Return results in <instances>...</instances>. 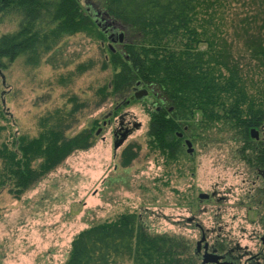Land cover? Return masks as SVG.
<instances>
[{
  "label": "rangeland",
  "instance_id": "rangeland-1",
  "mask_svg": "<svg viewBox=\"0 0 264 264\" xmlns=\"http://www.w3.org/2000/svg\"><path fill=\"white\" fill-rule=\"evenodd\" d=\"M79 2L89 14L85 0ZM94 2L93 10L100 12L103 1ZM248 11L242 2L232 1L224 15L229 41H234L235 53L244 57L247 70L253 67L251 74L257 81L264 77L243 43H238L233 26ZM22 12L13 8L0 14V38L21 29L25 21ZM46 16L43 12V20L36 23L46 42L39 64H29L26 55L13 62L4 59L8 67L2 69L6 85L0 76V124L6 128L0 143L12 142L21 134L38 135L39 118L60 109L72 110L73 97L84 105L67 135L93 128L96 139L91 147L68 155L20 198L9 187L0 191V264H64L78 233L94 223L115 220L122 213H136L153 234L193 240L199 238V231L187 223V218L197 216L206 227L219 226L222 233L256 250L260 243L251 238L253 231L264 228L261 208L247 199L249 189L254 188L255 173L239 153L241 142L218 133L221 131H215L216 138L200 139L201 129L199 136H193L187 127L184 134L193 142L194 155L187 152L182 139L181 146L185 147L179 161L167 164L159 151L148 145L151 111L161 105L153 89L146 86L149 96L129 103L131 91L121 97L103 98L98 89L113 75L111 67H104L111 51L108 36L94 37L82 31L46 40L45 33L56 24ZM123 45L115 44L114 52H121ZM80 66L86 67L84 71H78ZM123 118L130 128L135 121L141 126L115 154L114 132ZM255 140L250 135V141ZM130 149L135 156L123 165V155ZM256 179L258 184L263 180ZM213 190L226 199L221 203L200 202V192Z\"/></svg>",
  "mask_w": 264,
  "mask_h": 264
},
{
  "label": "trees",
  "instance_id": "trees-1",
  "mask_svg": "<svg viewBox=\"0 0 264 264\" xmlns=\"http://www.w3.org/2000/svg\"><path fill=\"white\" fill-rule=\"evenodd\" d=\"M102 1L129 40L121 52L111 50L105 59L104 67H111L113 75L98 94L105 99L121 97L137 81L153 89L162 108L151 111L150 148L172 164L183 152L178 131L186 132L188 127L199 136L201 129L200 139L216 138L215 131H221L241 142L239 153L251 168H264V144L250 141V130L264 124V78L255 81L253 67L247 70L244 57L235 53L224 15L232 1L249 7L233 26L238 43H243L264 77V0ZM13 8L23 10L25 21L18 32L0 38L2 69L8 67L4 59L13 62L21 55L27 56L29 64H39L46 42L36 23L43 20V12L56 23L45 33L46 40L82 31L104 36L79 0H0V14ZM85 68L80 66L78 71ZM70 101L72 110L39 118L38 135L21 134L12 142L0 143V191L9 187L20 198L68 155L95 143L93 128L67 135L84 105L76 97ZM5 128L0 124V136ZM134 156L131 149L125 152L123 165ZM71 245L64 264H199L188 240L151 233L136 213L94 223L78 233Z\"/></svg>",
  "mask_w": 264,
  "mask_h": 264
},
{
  "label": "flooded vegetation",
  "instance_id": "flooded-vegetation-1",
  "mask_svg": "<svg viewBox=\"0 0 264 264\" xmlns=\"http://www.w3.org/2000/svg\"><path fill=\"white\" fill-rule=\"evenodd\" d=\"M94 1L96 0H85V3L87 6L90 5V7L92 6L94 8L96 7ZM99 1L102 2V0ZM100 6L102 7V5ZM134 91L135 90L133 87L130 94L134 93ZM129 126L130 123L125 121V119L123 118L119 128H125ZM259 128L262 129L261 132H263L262 135L264 136V127L261 126ZM261 132L259 133V137L255 140V142L264 144V139L261 138ZM182 134L183 136L179 137L185 140L186 137L184 132H182ZM183 147H185L184 144ZM252 169L253 173H255V179L252 181L254 188L249 189L247 199L248 201H250V203L256 205V207L261 208L259 211L261 213L260 223L264 228V168L253 167ZM258 177L263 178L260 184H258V181L256 179ZM201 193L202 192H200L199 195ZM206 194L207 196H203L202 198L198 195L200 202H202L203 200H215L221 203L226 199L225 197L220 196V194L216 190H213ZM187 223L189 225H194V228L199 231V238H197L196 240L185 237V239L188 240L190 244L191 252L198 259L199 264H264V231H253V236L251 238L259 241L260 244L256 250H252L248 244L243 246L241 244V241L231 238L229 235L222 233L224 231L219 226L213 228L206 227L204 221L200 218L198 219L197 216L188 217ZM206 256H208L207 261L204 262V258Z\"/></svg>",
  "mask_w": 264,
  "mask_h": 264
},
{
  "label": "water",
  "instance_id": "water-1",
  "mask_svg": "<svg viewBox=\"0 0 264 264\" xmlns=\"http://www.w3.org/2000/svg\"><path fill=\"white\" fill-rule=\"evenodd\" d=\"M92 7V6H91ZM90 5L86 7V11L92 16L93 20L97 24V26L100 28V30L105 33L108 36V40L110 42L109 47L111 50L115 51L114 45H121L125 44L127 42V34L125 32V28L119 24L117 21L113 20L110 15L108 14L107 10H105L103 7H100V12H97L93 10L94 8H91ZM128 57L127 55H125ZM0 76L2 78L3 85H6V75L4 74L2 68H0ZM134 93L130 94V100H128V103L132 100H143L145 97L149 96L150 90L144 86V84L141 81H137L136 85L134 86ZM3 104L6 103L5 99L2 100ZM157 107V109H160L162 106ZM141 126L140 122H134L133 127H125V128H117L114 132V152L117 153V150L125 143V141L128 139V137L131 135V133L134 131V129H137ZM262 130L261 128H252L250 130V135L257 139L259 137V131ZM101 132V129L97 132L98 134ZM178 136L182 137V132L177 133ZM185 145L187 147V152L193 156L195 152V148L193 145V142L189 139H185ZM207 196L206 193H201L199 197ZM206 256L204 258V262L207 261ZM212 259V258H211ZM209 260V259H208ZM218 260V259H217ZM224 264V263H219Z\"/></svg>",
  "mask_w": 264,
  "mask_h": 264
}]
</instances>
